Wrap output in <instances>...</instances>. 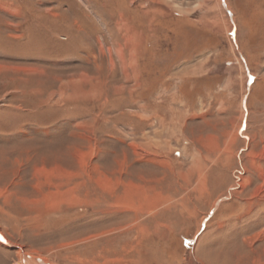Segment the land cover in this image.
Instances as JSON below:
<instances>
[{
  "label": "rangeland",
  "instance_id": "rangeland-1",
  "mask_svg": "<svg viewBox=\"0 0 264 264\" xmlns=\"http://www.w3.org/2000/svg\"><path fill=\"white\" fill-rule=\"evenodd\" d=\"M0 237V264H264V0H0Z\"/></svg>",
  "mask_w": 264,
  "mask_h": 264
},
{
  "label": "crops",
  "instance_id": "crops-1",
  "mask_svg": "<svg viewBox=\"0 0 264 264\" xmlns=\"http://www.w3.org/2000/svg\"><path fill=\"white\" fill-rule=\"evenodd\" d=\"M156 123H157L156 120H154V121L151 123V127H155V126H156ZM138 138H140V139L143 138V134L141 133V134H140V137H138ZM151 138H152V137H151ZM153 138H154V137H153ZM126 141H127V140H126ZM138 143L140 144L141 142L138 141ZM131 144H134V142L131 143ZM131 209H133V207H131ZM135 210H136V208H134V211H135ZM132 211H133V210H132ZM148 212H149V211H148Z\"/></svg>",
  "mask_w": 264,
  "mask_h": 264
},
{
  "label": "snow or ice",
  "instance_id": "snow-or-ice-1",
  "mask_svg": "<svg viewBox=\"0 0 264 264\" xmlns=\"http://www.w3.org/2000/svg\"><path fill=\"white\" fill-rule=\"evenodd\" d=\"M3 238L2 237H0V240H2Z\"/></svg>",
  "mask_w": 264,
  "mask_h": 264
}]
</instances>
